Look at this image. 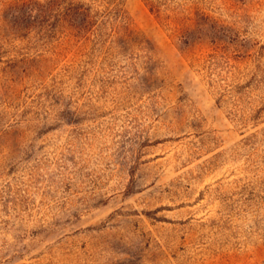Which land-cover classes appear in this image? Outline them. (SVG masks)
Instances as JSON below:
<instances>
[{
    "label": "rangeland",
    "instance_id": "374dc122",
    "mask_svg": "<svg viewBox=\"0 0 264 264\" xmlns=\"http://www.w3.org/2000/svg\"><path fill=\"white\" fill-rule=\"evenodd\" d=\"M0 264H264V0H0Z\"/></svg>",
    "mask_w": 264,
    "mask_h": 264
},
{
    "label": "trees",
    "instance_id": "16d2710c",
    "mask_svg": "<svg viewBox=\"0 0 264 264\" xmlns=\"http://www.w3.org/2000/svg\"><path fill=\"white\" fill-rule=\"evenodd\" d=\"M82 8V9H80L79 10V8ZM76 10H74V13H80V14H82L83 15V17H82V20H81V24H80V26L81 25H83V24H85V23H87L88 22V19L86 18V16L88 15L87 14V7H82L81 5H76Z\"/></svg>",
    "mask_w": 264,
    "mask_h": 264
}]
</instances>
